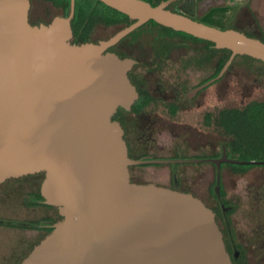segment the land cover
Listing matches in <instances>:
<instances>
[{"label":"water","instance_id":"1","mask_svg":"<svg viewBox=\"0 0 264 264\" xmlns=\"http://www.w3.org/2000/svg\"><path fill=\"white\" fill-rule=\"evenodd\" d=\"M100 1L134 22L108 39L77 44L76 0L68 16L41 24L30 22L31 0H0V184L43 172L44 202L63 217L20 264H233L215 213L200 198L132 181L130 166L187 160L129 156L113 117L139 98L129 77L137 61L109 49L155 21L230 50L218 76L196 92L237 56L264 62V41L171 10L177 0Z\"/></svg>","mask_w":264,"mask_h":264},{"label":"rangeland","instance_id":"2","mask_svg":"<svg viewBox=\"0 0 264 264\" xmlns=\"http://www.w3.org/2000/svg\"><path fill=\"white\" fill-rule=\"evenodd\" d=\"M241 1H245L242 9L239 1V5L229 6L227 0H223L220 5H224V9H213L204 16L201 15V11H207L213 3L204 6V2H199L194 18L218 28H238L250 33L252 37L264 38V0H258L260 6L258 11L252 10L249 0ZM233 3L235 4V2ZM203 7H205V10ZM183 10L188 12V9ZM62 13V9L54 7L48 1L33 0L30 17L32 21H50ZM119 28L118 26H99L94 33V40L107 39L118 32ZM154 39L155 34L147 31V33L140 34L139 43L127 46V41H124L120 45L122 51L128 52L141 62L135 67L134 73L138 75L142 73L148 82L149 88L159 90L164 89L163 85H166L170 95H174L175 92L182 99L187 91L205 83L217 74L213 64L209 67L204 66L203 69L197 67L195 63H199V60L193 56L189 62H186L187 65L192 64L190 68H185L184 71L179 73L180 75L176 74L180 64L179 60L189 57L194 51L204 52L203 57L217 58L216 56H206L207 52L203 50V45L197 43L189 46L194 51H192L193 49L188 51L184 49V46H177L179 48L172 50L168 57L167 67L169 69L165 70V76H163L162 73L156 72L155 66L150 65L159 51ZM259 70L260 67L257 63L241 58L236 59L225 72L223 79L209 85L194 100L192 105L185 102L179 105L177 116L174 119L176 123L168 115L156 113L149 116L148 125L143 127L138 119L134 118L133 120L131 117L128 121V128L134 141L133 153L138 155L142 151H146L160 156H170L172 154L183 156L184 153H193L191 144L194 146L199 141L203 142L201 137H205L209 143L217 142L220 139L218 134L212 131L202 134L200 130L198 134L194 132L195 130L192 131L191 128H199L198 123L202 119L201 111L218 107H238L254 100H264V76H260ZM170 83L175 84L176 87H170ZM175 167V164L133 167V179L141 183L170 186L172 184V168ZM240 168L244 171L247 170L242 176L234 175L230 173L229 168H226L224 175L225 190L230 193V196L232 194L238 195L239 209L236 214L238 230L250 233V229H256L260 224L264 225V220H261L263 213L260 214V223L259 220H255L259 213L256 214L257 211L254 213V210H252V206H256L257 210V204H255L257 192L264 190V165L241 166ZM203 169L206 170L205 175H198L192 172V166H179L178 172L181 185L183 187L193 186L198 191L207 187L213 181V169L211 165L203 166L201 170ZM40 178L41 176L25 177L0 186V219L34 221L46 214L45 207L34 208L28 206L25 202L27 194L38 189ZM35 233L36 231L28 228L0 226V264H16L20 260L21 249L25 247L26 242L35 238ZM249 255V264H264V248H261V245L256 250L250 251Z\"/></svg>","mask_w":264,"mask_h":264},{"label":"flooded vegetation","instance_id":"3","mask_svg":"<svg viewBox=\"0 0 264 264\" xmlns=\"http://www.w3.org/2000/svg\"><path fill=\"white\" fill-rule=\"evenodd\" d=\"M222 1L223 0H177L173 3L176 4L175 5L176 9H179L178 7H180V9H188V13L192 14L193 17H196L194 13H196L197 11V8H198L197 4L199 2H202V3L204 2V6H206L207 4L213 3V5H211V7L207 11L204 12L200 10L202 13L201 15L204 16L210 13L211 10L213 9L217 10L219 8L224 7V5H220ZM173 3H171L170 5H172ZM32 6H33V2H32ZM32 6H31V10H32ZM203 8L205 10V7ZM242 8L243 7H241V9ZM50 21H46V20H40V21L33 20L32 21L30 17V22L32 24L49 23ZM241 31L246 33V31L244 30H241ZM133 32H131L129 35H131ZM129 35H127L119 43H117L115 46L109 49L110 51L117 53L119 56H120V53L124 54L125 57L123 58H133L137 61V63L129 71V77L132 83L137 87V90L139 92L138 100L141 99V101L143 102V105L139 107L138 111L134 109V105L132 106L131 110H125L124 108L120 107L113 117L115 120H118L121 123L124 129V139L128 146L129 156L133 159L151 160V161L152 160H177V159L187 160V162L147 163V164L130 166V173H131L132 181L137 182L133 179V174H132L133 167H137V166L141 167L143 165L175 164L176 167L172 168L173 170L172 184L166 187H170V188L177 189L183 192L191 193L194 196L200 198L210 209H212L213 212L215 213L216 222L219 225V228L221 229L223 233V239L225 242V246H226L227 251L230 254L233 264H249L250 251L256 250L259 245H261V248H264V225L260 224V226L257 227L256 229H250L249 231L250 233H247V232L244 233L238 230L237 228L238 219L236 217V214L238 213V209H239L238 195L232 194L230 196L229 195L230 193L227 192V190H225L224 175H225L226 168H229L230 173L237 175V176H242L244 173L247 172V170L244 171L242 168H240L241 166L264 165V163L263 164H246L245 162L251 161V160L264 162V159L263 160H256V159L249 160V159H242L239 157L240 156L239 151L237 152L233 150V146L231 145L232 144L231 138H227L224 132L217 131L216 124L214 122L210 123L208 121L207 114L209 112H215L217 110L222 109L219 107L213 108L207 111H201L202 119L198 123L199 128H194V127L191 128L192 131L195 130L194 132L198 134H199V130L201 131L202 134L204 133L207 134L209 133V131H212L213 133L218 134L220 139H218L217 142L213 141L209 143V141L207 142V139L205 137H201L202 138L201 140L203 142L199 141L194 146L191 144V147H193L192 148L193 153L192 154L184 153L183 156H177V154H174V155L172 154L170 156H160V155L151 154L150 152H146V151H142L138 155L134 154L133 153L134 152L133 151L134 141L131 138V132L129 131V128H128V121L130 120L131 117L133 118V120L134 118L138 119V122H141L143 127H145V125L146 126L148 125L149 116L156 114V113L160 115H168L171 120H174L177 116L179 105L184 102L189 105H192L194 100H196L197 97L201 93H203L204 90L207 89L209 85L196 92H194V90L204 83L193 87L192 89L187 91L182 96V99L178 97L177 94H175V92H174V95H170V92L167 90L168 86L166 85H163L164 89H159V90H156V89L153 90L149 88L148 82L144 78L143 74L139 73L138 75L134 73L135 67L138 64H141V62L138 59L131 56V54H129L128 52L122 51L120 49V45L124 41H127L126 42L127 46L140 42V36L139 37L137 36V38L126 39ZM100 40H97L95 42H99ZM161 43L162 44H157V46L159 47L158 48L159 51L156 53L155 58L152 60V63L150 65L155 66L156 72H160L162 73L163 76H165V72H166L165 70L169 69L167 67L168 62H169L168 57L170 56V53L172 50H176L179 47L172 46L171 42L167 43L163 41ZM182 46H184L185 47L184 49L188 51L193 49V48L190 49L189 47L190 45H182ZM115 47H117L118 50L115 51L113 49ZM192 51H194V49ZM204 55H205L204 52L194 51V53L191 54L189 57H186L183 60L180 59L179 60L180 64L178 65V68H177L178 71L176 74L180 75L179 73L184 71L185 68H188V67L190 68L192 64L187 65L186 62H189L192 56L196 57V59L198 58L199 60V63L198 62L195 63L197 67H200L203 69L204 66L209 67L211 64H213L215 66V71H217V66L219 64V58L203 57ZM206 56H207V53H206ZM218 74H216L209 80L217 77ZM223 77L224 75L216 81L219 82L221 79H223ZM216 81H214L213 83H215ZM137 82L139 83V85H141V87H144L146 90L145 91L146 96H143V98L140 95ZM172 86L176 87L175 84L170 83V87ZM174 121H175L174 123H176V120ZM197 129L198 131H196ZM175 150L177 152V147ZM226 158L231 159V160H237L243 163L227 162L225 161ZM182 165L192 166L193 167L192 172L195 174L197 173L198 175H205L206 170L204 169L201 170V168L203 166L206 167V165L207 166L211 165L213 169V177H214L213 181L210 182L207 187L201 189L200 191L196 190L193 186L183 187L181 185V179L179 178V172H178V167ZM35 176H41L40 180L38 181L39 182L38 189L35 191L34 190L30 191V193L27 194L25 202L30 207H34V208L40 207V206L45 207L47 210L46 214L34 221H17V220L0 219V226L28 228V229L36 231L35 238L31 241L26 242L25 247L21 249V253L19 255L21 257H20V260L16 264H20L23 261V259L30 254V252L34 249V247L37 244H39L53 230L55 223H57L63 218L60 215L57 207L48 205L44 202V197L43 199L39 200L40 203L38 205H29V203L32 201V197L30 196L31 193L36 192L38 190L41 193V185L45 178V174L43 172L37 173V174L26 175V176H22L19 178H11L1 183L0 186H3L6 183H9L10 181L20 180V179H24L25 177H35ZM137 183H141V182H137ZM255 199H256L255 204H257V210H256V206H252V210H254V213L255 211H257L256 214L259 213L255 220L258 221L259 219H261L260 218L261 213H263L262 215L263 218L261 220H264V190L263 191L259 190L255 196ZM260 203L262 204L260 205Z\"/></svg>","mask_w":264,"mask_h":264},{"label":"trees","instance_id":"4","mask_svg":"<svg viewBox=\"0 0 264 264\" xmlns=\"http://www.w3.org/2000/svg\"><path fill=\"white\" fill-rule=\"evenodd\" d=\"M44 1H48L54 7L62 9L63 13L61 15H69L71 10V0ZM146 1H149L153 5H157L163 0ZM175 5L176 4L173 3L169 8L173 11H178L193 17L192 14L185 12L183 9H176ZM133 22L134 20L128 15L106 5L100 0H76L75 14L72 19V42L81 44L95 41L94 33L99 26H118L120 27L119 30H121L131 25ZM147 31L155 34V44H162L161 42L163 41L167 43L171 42L172 46L197 43L202 44L203 50L207 52V55L219 58L217 74L221 71L231 55V51L228 49H217L215 48L214 43L210 41L196 38L184 32L175 31L171 28L164 27L155 21H150L142 25L126 39L137 38V36L139 37L140 34L147 33ZM246 34L249 36L251 35L248 32H246ZM260 39L264 41V38ZM113 49L115 51L118 50L117 47ZM120 57L123 58L125 55L120 53ZM239 58L248 60L252 63H257L260 67V76H264L263 61L250 56H237L234 61ZM137 85L140 95L143 98V96H146V90L144 87H141L138 82ZM141 105H143V102L140 99L134 104V109L138 111ZM207 117L210 123L214 122L216 124L217 131L224 132L227 137L231 138L233 150L237 152L239 151L240 158L249 160L264 159V100H254L238 107H224L215 112H209ZM30 196L32 197V201L29 205H38L40 203L39 200L43 199L39 190L32 192Z\"/></svg>","mask_w":264,"mask_h":264},{"label":"crops","instance_id":"5","mask_svg":"<svg viewBox=\"0 0 264 264\" xmlns=\"http://www.w3.org/2000/svg\"><path fill=\"white\" fill-rule=\"evenodd\" d=\"M240 2V6L242 7V6H244V2L245 1H241V0H235V1H232V0H227V4L230 6V5H234V6H236L239 2ZM250 2H251V8H252V10H257L258 11V9H260V6H259V1L258 0H249ZM233 2H235V4L233 3ZM231 3H233V4H231ZM261 3V2H260ZM239 5V4H238ZM261 5V4H260ZM225 8V6L224 7H222V8H219V9H217V10H222V9H224ZM236 29H238V28H236ZM239 30V29H238Z\"/></svg>","mask_w":264,"mask_h":264}]
</instances>
